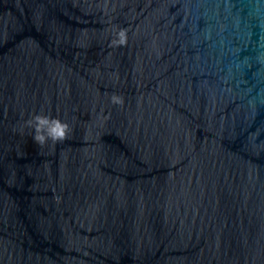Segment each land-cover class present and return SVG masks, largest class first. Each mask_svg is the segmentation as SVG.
<instances>
[{
  "label": "water",
  "instance_id": "water-1",
  "mask_svg": "<svg viewBox=\"0 0 264 264\" xmlns=\"http://www.w3.org/2000/svg\"><path fill=\"white\" fill-rule=\"evenodd\" d=\"M0 264H264V0H0Z\"/></svg>",
  "mask_w": 264,
  "mask_h": 264
},
{
  "label": "clouds",
  "instance_id": "clouds-1",
  "mask_svg": "<svg viewBox=\"0 0 264 264\" xmlns=\"http://www.w3.org/2000/svg\"><path fill=\"white\" fill-rule=\"evenodd\" d=\"M126 42V32L120 30L117 33L116 39L113 40L114 44L123 45ZM113 101L121 103L120 97H113ZM28 126L33 131V140L40 145L45 144L48 140L52 142H61L68 136L70 126L66 121H62L58 118H53L44 114H33L29 121Z\"/></svg>",
  "mask_w": 264,
  "mask_h": 264
}]
</instances>
